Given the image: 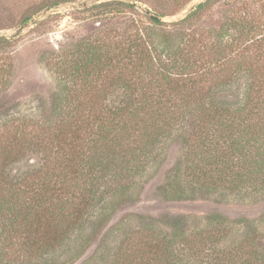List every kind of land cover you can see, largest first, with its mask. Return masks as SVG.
Segmentation results:
<instances>
[{
    "label": "trees",
    "instance_id": "16d2710c",
    "mask_svg": "<svg viewBox=\"0 0 264 264\" xmlns=\"http://www.w3.org/2000/svg\"><path fill=\"white\" fill-rule=\"evenodd\" d=\"M221 1L205 0L176 22L146 16L150 24L104 26L50 59L62 84L57 123L35 113L0 125V256L42 264L47 255L44 263L56 264V249L68 246L63 264L81 257L91 242L87 227L108 224L119 203L135 200L136 180L175 137L188 147L183 159L195 184L264 196V4L233 0L239 6L210 34L198 24ZM89 9L108 18L135 5ZM32 152L38 163L31 157L25 171L10 169ZM132 218L147 225L125 235L110 264H184L176 243L187 264H264L256 230L221 245L246 220L213 215L218 232L187 238L186 218H173L171 233Z\"/></svg>",
    "mask_w": 264,
    "mask_h": 264
},
{
    "label": "rangeland",
    "instance_id": "374dc122",
    "mask_svg": "<svg viewBox=\"0 0 264 264\" xmlns=\"http://www.w3.org/2000/svg\"><path fill=\"white\" fill-rule=\"evenodd\" d=\"M108 1L135 3V10H128L123 15L99 18L97 10L89 9ZM177 1L179 0H0V38L8 41L7 45H0V125L16 118L34 116L35 113L40 116V121L55 125L58 116L53 111L54 98L55 93H60L62 84L50 59L65 46L91 36L104 26L106 29L121 31L128 19L150 24L145 10L164 17L162 23H171L184 18L193 7L205 0H185L180 7L176 5ZM259 1L264 4V0ZM237 6L238 2L222 0L206 13L202 23L198 25H202L204 30L216 29L220 22L231 15L229 11ZM241 75L243 77L245 74ZM240 84L243 85V82ZM185 128L189 130L191 126L187 124ZM163 148L158 163L146 169L136 180L137 185L132 190L135 200L119 203L108 224L88 226L86 234L90 235L91 242L82 256L70 264H110L115 249L125 235L147 225L132 216L156 220L159 229L167 233L172 231L168 225L172 224L173 218H186L188 221L180 230L187 238L204 231L216 233L218 225L208 222L210 216L219 215L228 222L243 219L248 225L234 224L232 232L222 239L221 245L238 241L246 234L253 235L256 230L254 236L257 245L264 247L263 195L245 197L238 192L195 184L192 175H188L190 171L186 169L187 164L183 159L188 151L183 140L172 138ZM37 155V152L27 154L20 162L13 163L10 169L25 171L29 168L28 161L31 157V164L39 162L40 157ZM179 163L181 164L178 165ZM178 189L183 191V196H179ZM121 220L123 223L117 226ZM176 247L182 251V263L187 264V251L179 243H176ZM67 248L68 246L56 249V264L69 260ZM45 258L48 256L43 255L39 262L45 264ZM0 264L30 262L25 263L5 255L0 256Z\"/></svg>",
    "mask_w": 264,
    "mask_h": 264
},
{
    "label": "water",
    "instance_id": "95a60500",
    "mask_svg": "<svg viewBox=\"0 0 264 264\" xmlns=\"http://www.w3.org/2000/svg\"><path fill=\"white\" fill-rule=\"evenodd\" d=\"M134 5H136L135 3H132ZM150 18L156 20V21H159V22H164L165 18L164 17H160V16H157V15H154L152 13H150L149 11H144Z\"/></svg>",
    "mask_w": 264,
    "mask_h": 264
}]
</instances>
